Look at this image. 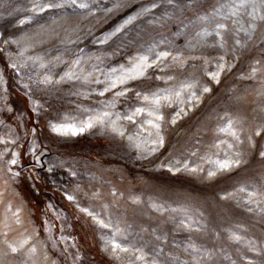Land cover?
<instances>
[{"label":"rangeland","instance_id":"rangeland-1","mask_svg":"<svg viewBox=\"0 0 264 264\" xmlns=\"http://www.w3.org/2000/svg\"><path fill=\"white\" fill-rule=\"evenodd\" d=\"M33 3L0 0V264H128L130 254L117 261L105 251L112 230L82 208L119 227L129 245L143 249L148 264H264V134L255 136L264 127V96L258 95L264 90V22H256L250 37L237 32L240 24L233 21L247 28L249 18L229 15L233 0H95L90 10L41 14L30 11ZM153 3L157 7L110 35ZM161 52L170 55L157 59ZM30 56H42L47 67ZM140 56L152 64L142 77L104 91L118 74L114 69L132 67ZM220 56L231 70L216 83L207 72L217 71ZM69 70L78 78L55 82ZM45 75L53 83H39ZM184 83L194 84L189 91L198 99L189 103L185 92L184 104L162 101L164 144L149 154L144 149L155 147V135L147 133L155 130L144 122L150 117L135 116V123L124 117L146 107L144 96ZM204 86L211 91L204 93ZM104 111L120 114L118 131L97 125L73 136L51 129ZM229 120L242 143L220 131ZM237 152L241 163L229 169L209 163L235 159ZM210 169L216 171L211 179ZM25 239L15 254L4 243Z\"/></svg>","mask_w":264,"mask_h":264},{"label":"snow or ice","instance_id":"snow-or-ice-1","mask_svg":"<svg viewBox=\"0 0 264 264\" xmlns=\"http://www.w3.org/2000/svg\"><path fill=\"white\" fill-rule=\"evenodd\" d=\"M172 0H169V3H171ZM95 3V0H34L33 7L30 9L34 14H41L49 10L54 9H64V8H71L75 12V10H90L91 4ZM115 7H120L119 4L115 5ZM157 7L155 3H153L150 7H143L140 9L139 12H137L136 15L129 16L125 21L124 24L118 27L113 33L110 35H115L116 32H119L123 27L126 25L132 23L135 19H137L138 16L146 14L150 12L153 8ZM108 11H112V9H108ZM241 14L246 15L249 18L248 27L245 28L240 21L234 20V24H240V26L236 29L237 32H243L247 36H251V33L254 32L257 28V21L264 22V0H233V3L229 6V15L232 17H239ZM31 20V18H29ZM26 21L21 20L20 24L23 25ZM217 29H227V26L225 24H217ZM206 35H210L211 33H205ZM217 36L221 37V44L220 47H224L225 40L224 37L221 35L220 31L216 32ZM110 38V36L105 37V41ZM23 39V38H21ZM104 42V41H102ZM237 45H240L241 41L237 39L236 41ZM5 44L13 43V44H20V40L13 39V40H4ZM28 50L27 47H24L21 50L20 55L23 56L24 52ZM170 55L168 52H161L157 54V59L161 58H167ZM28 60H32L33 63L39 62V66L41 68H46L47 64L44 62V58L42 56H35V57H28ZM174 61H177L180 59L179 56L172 57ZM224 56H220L219 60L220 63L217 64V71H211L207 72V75L210 77V79L216 83H219V77L220 74L225 71L231 70V66H228L226 69V64L224 61ZM56 60L59 61L60 57H56ZM149 57L148 56H140L137 57L136 60L133 62L132 67L128 69L120 68L119 70L114 69L113 73H118L115 75L113 79H111V83L108 87L104 89V91H109L112 88H116L117 85H125L131 80L138 79L142 77L145 74V71L147 68L152 67V64L148 63ZM79 60H75L72 62L73 66L79 64ZM155 63V61H153ZM182 63V62H181ZM207 63V61H205ZM13 68H16V64L11 65ZM25 64L19 65V67H24ZM256 69H252V76H255ZM76 77V74L69 70L64 73L63 76L60 77L59 80L55 81L56 83H60L61 81H64L65 79L71 80ZM168 79H172V77H169ZM99 82V81H98ZM41 84H51L53 83V79L50 75H45L42 80L39 81ZM27 87V85H25ZM195 86L191 83H184L180 86L179 89L171 90L166 89L163 90L166 94L162 95L160 92L153 93L151 96H144L143 100L146 103V107H139L136 108L134 112H132L130 115H126L124 119H127L128 121H131L135 123L134 117L142 114H146L150 119H147L144 123L149 125L151 129H154L155 132L148 131L147 135L148 137H152L153 134L155 135V139H152L150 141L151 144L155 145V147L152 148H145L144 150L147 151L149 154L155 153L158 147H162L164 144V136L162 135L163 131V123L165 122V116L161 111L162 108V101L167 102V106L171 107L173 103L178 102L179 104H184L185 99L183 98V94L185 92H188L187 101L190 103L193 99H198L197 94L195 91H189L190 89H193ZM262 89H264V82H262ZM202 91L204 93H208L211 91V88L208 86H204ZM125 91H118L115 93L117 97L125 95ZM103 95V92L100 93ZM139 95V94H138ZM258 95L264 96V90H261L258 92ZM184 109L180 108L179 111H175L172 119L168 121L171 125H175L177 123L176 117L180 116V113L183 112ZM113 115H115V120L112 119ZM119 113H111L109 111H104L103 113L97 114L94 117H89L87 121H82L79 125H73V124H52L51 129L54 133L60 134V135H77L80 133L85 132L88 129H92L93 127L99 125L101 127L104 126H111L112 130L118 131L116 126V121L120 119ZM141 129L144 128V125H140ZM220 131H228L236 140L237 142L242 143L240 140V136L237 134L235 130H233V121L229 120L227 124V128H221ZM120 135H123V131L119 132ZM264 134V127L258 128L255 131V136H261ZM128 139L131 141L133 140V137L129 136ZM249 145L252 147H255V143L253 142L252 136L248 137ZM145 145L149 143L148 139H145L143 141ZM137 147H140L139 144L136 145ZM229 148H232L233 145L229 144ZM260 155L264 157V151L260 152ZM240 153H236L235 159H225L224 161L210 160L209 163L216 165L217 170H226L232 167L233 164L239 165L241 163L239 159ZM11 164H17L18 161L16 158H13L10 161ZM185 168H187V165H185ZM172 169L169 168V171ZM179 171V169H176ZM190 171L195 172L197 171L196 168H192ZM203 171V169H201ZM15 175H19V173H16ZM216 175V171L214 170H208L207 171V177L209 179L213 178ZM241 192L244 191V189H240ZM249 197H252L255 195V193L250 192L248 193ZM69 200H73L74 197L68 196ZM251 203V200L248 201ZM134 203H138V201H134ZM252 209H249L251 211ZM81 211L86 212L89 216L92 217V219L97 223V225L104 229H111L112 230V236L111 239L105 241V251L109 252L113 258H115L117 261L121 260V254H130V258L128 261V264H135L136 261L142 262V264H148V260L146 257L145 252L142 248H137L134 245H129L127 243V237L123 236L122 230L119 227L113 228L111 222L109 221L106 223L103 219H100L98 216L94 215L92 212H90L86 208H82ZM13 216L16 218V223H20L19 213L13 212ZM4 236H7V233H4ZM233 239L239 240V236H233ZM4 243L7 245V249L10 253H17L21 249L24 248V245L28 243L27 239L20 241L18 243H10L7 240L4 241ZM189 247L193 248L194 251H199L195 248L194 245H189ZM36 252L35 247H31L29 249V254H34ZM4 255H7V253H4ZM151 264H157V261L153 259L151 261Z\"/></svg>","mask_w":264,"mask_h":264}]
</instances>
